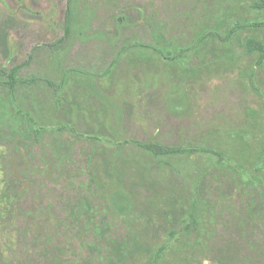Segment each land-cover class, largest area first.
<instances>
[{"label":"rangeland","instance_id":"obj_1","mask_svg":"<svg viewBox=\"0 0 264 264\" xmlns=\"http://www.w3.org/2000/svg\"><path fill=\"white\" fill-rule=\"evenodd\" d=\"M255 3L0 0V264H264Z\"/></svg>","mask_w":264,"mask_h":264},{"label":"trees","instance_id":"obj_2","mask_svg":"<svg viewBox=\"0 0 264 264\" xmlns=\"http://www.w3.org/2000/svg\"><path fill=\"white\" fill-rule=\"evenodd\" d=\"M255 6L258 9H264V0H256ZM256 45H258V43L251 40L249 41L248 49L253 51ZM141 146L157 157L180 155L189 152L188 149L181 147H169L157 143H145L141 144Z\"/></svg>","mask_w":264,"mask_h":264}]
</instances>
